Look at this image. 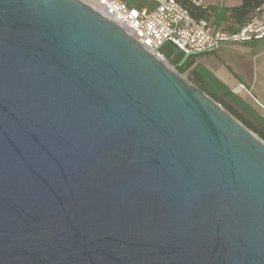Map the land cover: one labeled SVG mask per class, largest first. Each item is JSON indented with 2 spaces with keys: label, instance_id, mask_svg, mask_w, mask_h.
<instances>
[{
  "label": "water",
  "instance_id": "obj_1",
  "mask_svg": "<svg viewBox=\"0 0 264 264\" xmlns=\"http://www.w3.org/2000/svg\"><path fill=\"white\" fill-rule=\"evenodd\" d=\"M0 264H264V140L82 0H0Z\"/></svg>",
  "mask_w": 264,
  "mask_h": 264
},
{
  "label": "built area",
  "instance_id": "obj_2",
  "mask_svg": "<svg viewBox=\"0 0 264 264\" xmlns=\"http://www.w3.org/2000/svg\"><path fill=\"white\" fill-rule=\"evenodd\" d=\"M115 24L127 31L156 58L169 61L162 48L173 44L184 56H199L225 44L259 41L264 38V7L236 31L214 29L209 22L197 19L192 11L205 10L207 0H153V10L130 7L124 0H89Z\"/></svg>",
  "mask_w": 264,
  "mask_h": 264
},
{
  "label": "crops",
  "instance_id": "obj_3",
  "mask_svg": "<svg viewBox=\"0 0 264 264\" xmlns=\"http://www.w3.org/2000/svg\"><path fill=\"white\" fill-rule=\"evenodd\" d=\"M138 2L143 5L140 9L153 10L157 6L151 0ZM243 2L244 0H207L202 18L215 30L236 31L244 23L240 22L234 10L242 7ZM261 5L264 7V0H261ZM195 60L196 64L204 66L264 116V38L243 44H225L215 51L195 56Z\"/></svg>",
  "mask_w": 264,
  "mask_h": 264
},
{
  "label": "trees",
  "instance_id": "obj_4",
  "mask_svg": "<svg viewBox=\"0 0 264 264\" xmlns=\"http://www.w3.org/2000/svg\"><path fill=\"white\" fill-rule=\"evenodd\" d=\"M138 1L139 0H124L130 7L140 9L143 5L141 4L142 2ZM260 5L261 0H244L242 7L235 9L234 14H236L240 22L245 25V22H248L251 17V12ZM192 15L197 19H202L203 17L202 11L196 9L192 11ZM161 51L181 75L189 73V80L192 84L208 94L217 103L219 102L223 105V107L234 115L244 126L249 127L259 138L264 140V116L257 112L242 97L231 91L204 66L196 64L195 56H184L175 45L170 43H167ZM233 106L240 109L246 115H249L256 123V126L249 121H245L242 116L236 112Z\"/></svg>",
  "mask_w": 264,
  "mask_h": 264
},
{
  "label": "rangeland",
  "instance_id": "obj_5",
  "mask_svg": "<svg viewBox=\"0 0 264 264\" xmlns=\"http://www.w3.org/2000/svg\"><path fill=\"white\" fill-rule=\"evenodd\" d=\"M169 64L171 65L170 61H168ZM172 66V65H171ZM173 67V66H172ZM173 69L175 70L176 67H173ZM182 77L187 80V81H190V74L189 73H185L182 75ZM191 82V81H190ZM223 106V105H222ZM233 108L236 110V112L242 116V118L245 120V121H249L251 124H253L254 126H256V123L254 122V120L249 116V115H246L245 113H243L240 109H238L237 107L233 106Z\"/></svg>",
  "mask_w": 264,
  "mask_h": 264
},
{
  "label": "bare ground",
  "instance_id": "obj_6",
  "mask_svg": "<svg viewBox=\"0 0 264 264\" xmlns=\"http://www.w3.org/2000/svg\"><path fill=\"white\" fill-rule=\"evenodd\" d=\"M84 3L91 5L96 10L100 11L94 4H92L89 0H82ZM101 12V11H100ZM103 13V12H101ZM170 69L174 70L173 67L169 64L168 61H163Z\"/></svg>",
  "mask_w": 264,
  "mask_h": 264
}]
</instances>
